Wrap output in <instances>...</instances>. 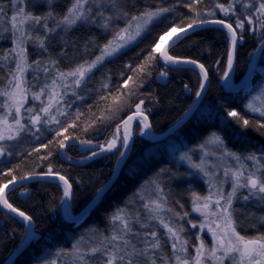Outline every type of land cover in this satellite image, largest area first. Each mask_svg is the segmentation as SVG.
<instances>
[{"label": "snow or ice", "instance_id": "1", "mask_svg": "<svg viewBox=\"0 0 264 264\" xmlns=\"http://www.w3.org/2000/svg\"><path fill=\"white\" fill-rule=\"evenodd\" d=\"M213 34L222 37L215 73L201 58L174 52L186 44L211 56ZM249 39L255 47L247 73L259 71L261 78L237 87L238 51ZM117 61L114 72L110 65ZM258 62L264 64V0H0V208L6 220L19 218L21 250L45 239L31 264H264V142L248 137L249 129L264 137V66L258 69ZM197 69L198 86L183 85L195 99L169 128L166 162L144 158L141 166L150 174L121 203H110L105 227L85 224L108 193L116 196L136 125L141 137L155 138L152 108L174 103L151 87L154 73L166 86L173 72ZM213 75L243 95L242 110L205 100ZM226 132L244 146L229 147ZM187 136L196 137L191 146ZM73 148L79 159L69 154ZM113 156L108 180L74 215L76 188L85 179L65 164L84 168ZM142 168L129 166L126 176L136 180ZM32 184L59 192L49 209L56 212L58 199L64 220L80 229L68 235V246L48 247L51 235H38L35 217L10 202V185L28 200Z\"/></svg>", "mask_w": 264, "mask_h": 264}, {"label": "trees", "instance_id": "2", "mask_svg": "<svg viewBox=\"0 0 264 264\" xmlns=\"http://www.w3.org/2000/svg\"><path fill=\"white\" fill-rule=\"evenodd\" d=\"M217 36V42L214 46L212 55L209 56L207 52L201 55L199 49L189 50L186 44H180L174 48V52L179 56H195L201 58L207 64L211 66V71L215 73L216 68L214 65V60L217 58V51L221 49L222 37H219V34H213ZM255 47V42L251 39L244 44L238 51V58L236 64V70L234 75V81L239 83L247 70L248 63V53L252 51ZM123 59V58H122ZM121 66L120 62L110 65L114 72L118 70ZM264 64L258 62V67H262ZM222 74V70H221ZM155 75H158V71L154 73L153 83L151 84L152 88L158 89L162 96H166L170 99H174L172 105H167L163 108L153 107L151 114L149 116L150 122L153 125V131L155 133H162L167 130L180 115L183 114V110L187 109L188 105L191 103L192 98L195 96L194 91L190 96H187L184 92L183 85L185 83L191 82L193 88L197 85V75L198 71L193 73L192 71L176 73L173 72L170 76L169 82L166 86L158 85L155 82ZM118 77L114 75V82ZM261 75L259 72H255L251 78V83H255L256 80H259ZM95 87V84L92 85ZM217 97L221 98L217 101ZM243 95L240 94H228L222 83L219 80L218 75H213L211 79V84L208 89V94L205 96V100H211L214 103L218 104H229L233 108H238L242 110L241 100ZM88 103H93V100H89ZM148 107H152L148 105ZM84 110L87 111L86 105ZM134 110V109H133ZM130 114L128 112L122 113L121 118H126ZM251 117L250 113H245ZM224 116L227 115L226 112L223 113ZM190 126V125H189ZM211 126L205 125L201 128V131L204 132L206 128ZM137 135L134 137L135 143L133 145L132 151L129 154L128 160L125 167L121 170L120 177L116 182V187L118 189L116 196L114 197L111 193L106 195L105 201L97 205L94 210L86 217L85 224H90L93 221L98 223L101 228H104L106 225L105 220V211H110V203H121L126 197L130 196L131 193L138 186L141 179H146L147 175L150 173L147 169L142 168L141 161L144 158L151 156L157 163L166 162L167 156L165 154V148L163 145L171 139L168 137L166 140L159 143H152L145 138L141 137L138 134L139 126L136 125ZM232 128L239 132L240 129L237 128L234 124ZM115 130V123L111 125L108 129V133H111ZM226 139L229 147L232 148H241L244 145L241 141L234 136L231 132H226ZM248 137L251 142L258 143L264 142V137H260L255 131L249 129ZM49 138H51L49 136ZM189 146L195 143L196 137L187 136L186 137ZM46 142V141H45ZM70 155L74 159L80 158V155L76 148H73L70 152ZM116 157H111L110 159H97L93 162H90L87 167L84 168H69L68 165H65V169L71 172L73 177L81 176L85 179V184L83 187L76 188V197L72 202V212L74 214H79L85 206H87L93 198L94 192L97 188L100 187L101 183L108 180L112 168L115 166ZM129 166L141 167L142 170L136 180H131L126 176ZM89 177H99L95 182H90ZM126 183H122L125 182ZM30 187L33 189V198L28 200H21L19 197L20 189L17 188L16 191H10L8 197L11 203L20 208L21 210L29 212L35 217L37 234L47 238L49 235L52 237V242L47 246L51 247L52 244H64L68 246V235L70 233H75L80 229H77L74 225L64 220L62 212L59 209V200H56V212L53 213L48 207V200L51 196L59 195V192L54 186L51 185H36L32 184ZM199 190L202 191L200 185L198 186ZM39 192L37 193V190ZM186 197L184 198V203L186 205ZM187 206V205H186ZM5 211L0 208V264H5L9 257L19 248L21 240L23 239V228L20 224L17 223L18 218L14 219H5ZM9 216H12L8 214ZM83 227V226H81ZM246 227V225H245ZM14 230V231H13ZM243 231V229H241ZM251 229L249 232L251 233ZM45 239L39 241H34L31 243L22 253L18 256L12 264H31L34 255H38L42 248L45 247Z\"/></svg>", "mask_w": 264, "mask_h": 264}, {"label": "water", "instance_id": "3", "mask_svg": "<svg viewBox=\"0 0 264 264\" xmlns=\"http://www.w3.org/2000/svg\"><path fill=\"white\" fill-rule=\"evenodd\" d=\"M176 37H174L173 39H175ZM171 42L172 41H170L169 43H167L163 48H165V47H167V45L168 44H171ZM162 48V49H163ZM196 71H198L199 72V70L197 69ZM251 76H252V74L251 73H246V75L243 77V79L239 82V83H236L235 81H234V79H233V83L237 86V87H243V86H245V84L251 79ZM157 83V82H156ZM158 84V83H157ZM161 86H164V85H161ZM224 88V87H223ZM224 90L228 93V94H234V93H232L231 91H229V90H227V89H225L224 88ZM170 128V127H169ZM169 128L167 129V130H165L164 132H162V133H155L153 130H152V132L154 133V136H155V138H148V137H143V138H145L146 140H148V141H150V142H152V143H159V142H162V141H164V140H166L168 137H170L169 136ZM79 153V152H78ZM79 159V158H78ZM65 165H67V164H65ZM11 189H12V186L10 185L9 186V188L8 189H6L5 191L8 193V192H10L11 191ZM19 197H20V199L21 200H24L21 196H20V193H19ZM3 211H5L6 212V210L5 209H3V208H1ZM8 214H10V215H12V216H14V214H11V213H8ZM74 214V213H73ZM63 215V214H62ZM74 215H77V214H74ZM79 215V214H78ZM16 218H18V217H16ZM19 219V218H18ZM68 222V221H67ZM29 245H27L26 247H24L22 250H21V248L19 247L10 257H9V259L6 261V263L5 264H12L14 261H15V259L18 257V256H20L21 255V253L28 247Z\"/></svg>", "mask_w": 264, "mask_h": 264}, {"label": "bare ground", "instance_id": "4", "mask_svg": "<svg viewBox=\"0 0 264 264\" xmlns=\"http://www.w3.org/2000/svg\"><path fill=\"white\" fill-rule=\"evenodd\" d=\"M174 37H176V34H175V36ZM173 39H172V36H164V39H163V41L161 42V46L162 47H164L167 43H169L170 41H172ZM246 73H247V70H246V72H245V74H244V76L246 75ZM252 76H253V74H252ZM252 76H251V78H252ZM251 80V79H250ZM249 80V81H250ZM156 82V81H155ZM159 85V84H158ZM187 96H190V95H187ZM193 99H195V96L192 98V100ZM12 191V190H11ZM9 193V192H8ZM80 214V213H79Z\"/></svg>", "mask_w": 264, "mask_h": 264}, {"label": "rangeland", "instance_id": "5", "mask_svg": "<svg viewBox=\"0 0 264 264\" xmlns=\"http://www.w3.org/2000/svg\"><path fill=\"white\" fill-rule=\"evenodd\" d=\"M172 36V39L174 38V36H175V34H172L171 35ZM161 48H163L162 46H161ZM257 68L259 69L260 67H258V64H257ZM257 72H259V71H257ZM260 73V72H259ZM261 75V74H260ZM249 82H251V81H248L247 83H249ZM168 142H169V140L163 145V147L164 148H166V146L168 145ZM200 187L202 188L201 190H202V192H206V189L204 188V186L203 185H200ZM192 215H194V216H196V214L195 213H192ZM198 218V217H197ZM210 237H208V240H209V242H210Z\"/></svg>", "mask_w": 264, "mask_h": 264}, {"label": "flooded vegetation", "instance_id": "6", "mask_svg": "<svg viewBox=\"0 0 264 264\" xmlns=\"http://www.w3.org/2000/svg\"><path fill=\"white\" fill-rule=\"evenodd\" d=\"M186 208H187V210L189 211V212H191V206H190V203H189V201L186 199ZM194 216V215H193Z\"/></svg>", "mask_w": 264, "mask_h": 264}]
</instances>
